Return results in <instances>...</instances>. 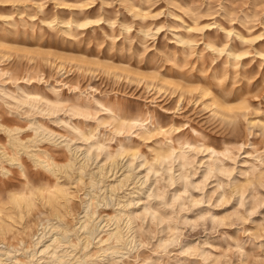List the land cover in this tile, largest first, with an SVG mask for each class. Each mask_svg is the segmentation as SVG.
I'll return each mask as SVG.
<instances>
[{
    "label": "rangeland",
    "instance_id": "1",
    "mask_svg": "<svg viewBox=\"0 0 264 264\" xmlns=\"http://www.w3.org/2000/svg\"><path fill=\"white\" fill-rule=\"evenodd\" d=\"M0 250L264 264V0H0Z\"/></svg>",
    "mask_w": 264,
    "mask_h": 264
},
{
    "label": "bare ground",
    "instance_id": "2",
    "mask_svg": "<svg viewBox=\"0 0 264 264\" xmlns=\"http://www.w3.org/2000/svg\"><path fill=\"white\" fill-rule=\"evenodd\" d=\"M12 131L13 130H10V129H6V132H8V134L9 135H11L12 134ZM17 131H19V129H17ZM75 151V150H74ZM78 153V152H77ZM76 153V154H77ZM78 155V154H77ZM77 157V156H76ZM88 159H89V156L87 157ZM47 161H42L41 162V160L39 159L37 162H36V164H38L39 166H43V165H45V164H47L46 163ZM21 167H24L22 164H21ZM44 167V166H43ZM46 168H48V169H51L52 170V167L51 166H49L48 164H47V166H45ZM44 167V168H45ZM70 167H72V164L70 165ZM25 176H26V174H25ZM131 200V199H130ZM18 207H22V205H25V207L26 208H31L32 207V205H33V200L31 199V198H29L28 196H26V195H22V197L21 198H18ZM131 216V215H130ZM66 238V237H65ZM126 238V237H125ZM131 237H128V240L130 239ZM63 239V238H62ZM116 239V242L117 243H120L121 241V238H120V232L119 231H116V232H112V234H110L109 236H108V238L107 239H105L104 237L103 238H101V242L103 243V244H108V243H110L111 241H113V240H115ZM36 241H38V242H40L41 241V238H40V236L36 239ZM57 241V239H55V238H52L51 239V241H50V243L48 244V246L46 245L45 247H43L44 249L43 250H40V251H37L36 253H34V254H32V256H31V258H36V256H38L40 253H41V255H47L48 253H50V254H52L51 255V257L50 258H56V260L59 262V263H65V256L67 257V256H70V255H68L67 253V255H65V256H58L57 255V251H58V248H56V247H54V243ZM134 241H133V238L131 239V240H129V246L133 243ZM41 243H43V242H41ZM47 244V243H46ZM39 244L38 243H36V246H38ZM51 248H53L52 250H51ZM112 249L113 248H109L108 250H107V252L108 251H112ZM10 252H4V253H2L1 252V250H0V264H4V263H2L3 261H5V260H2V258L3 257H5V256H10ZM11 259V258H10ZM14 259V258H13ZM8 260V259H7ZM70 261V260H69ZM13 264H24L23 262H21V261H17V259H16V262L15 263H13ZM35 264H41V262H40V260L39 259H37L36 260V263ZM46 264V263H45Z\"/></svg>",
    "mask_w": 264,
    "mask_h": 264
}]
</instances>
